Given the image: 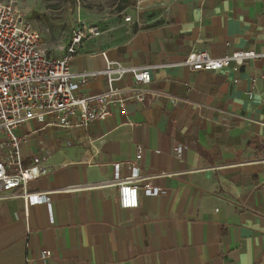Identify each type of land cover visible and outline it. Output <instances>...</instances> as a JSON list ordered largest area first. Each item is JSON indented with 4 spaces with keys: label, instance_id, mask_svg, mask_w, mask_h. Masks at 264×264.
<instances>
[{
    "label": "crops",
    "instance_id": "crops-1",
    "mask_svg": "<svg viewBox=\"0 0 264 264\" xmlns=\"http://www.w3.org/2000/svg\"><path fill=\"white\" fill-rule=\"evenodd\" d=\"M101 30L73 74L103 70V53L148 67L151 88L177 102L111 106L87 129L21 127L24 164L45 157L51 168L26 191L48 195L50 211L0 200V264H264V0H135ZM239 50L262 57L238 72L176 66L191 52ZM106 89L99 77L80 95ZM137 145V168L154 175L141 185L163 194L140 192L138 207L122 210L110 166L134 161Z\"/></svg>",
    "mask_w": 264,
    "mask_h": 264
},
{
    "label": "built area",
    "instance_id": "built-area-1",
    "mask_svg": "<svg viewBox=\"0 0 264 264\" xmlns=\"http://www.w3.org/2000/svg\"><path fill=\"white\" fill-rule=\"evenodd\" d=\"M124 21L130 19L125 17ZM101 33L98 25L72 30L68 42L60 48V57L54 59L43 48L34 25L14 5L0 1V200L21 198L28 207L44 204L50 211L48 195L26 191L30 182L51 170L45 164V157H35L28 165L24 164L20 149L26 143V135L19 134L18 130L26 123L38 122L44 127L69 131L87 129L106 119L111 106L124 111L129 103L142 104L153 97L166 99L171 106L176 104L173 97L151 88L148 67H124L107 60L103 53V70L73 74L70 65L78 51L87 40ZM260 57L262 55L253 51L239 50L221 58H211L200 51L191 52L176 66L194 71L216 72L230 68L238 72L246 62ZM99 77L106 80L105 91L80 95L90 80ZM124 77H129L132 83L121 88L113 86ZM141 156L142 147L137 145L134 161L110 166L109 183L117 189V204L122 210L136 209L140 192L145 197L163 194L148 183L141 185L154 176L141 175L135 164Z\"/></svg>",
    "mask_w": 264,
    "mask_h": 264
},
{
    "label": "rangeland",
    "instance_id": "rangeland-1",
    "mask_svg": "<svg viewBox=\"0 0 264 264\" xmlns=\"http://www.w3.org/2000/svg\"><path fill=\"white\" fill-rule=\"evenodd\" d=\"M14 5L38 30L43 48L59 58L72 30L103 26L115 15L114 0H0Z\"/></svg>",
    "mask_w": 264,
    "mask_h": 264
},
{
    "label": "trees",
    "instance_id": "trees-1",
    "mask_svg": "<svg viewBox=\"0 0 264 264\" xmlns=\"http://www.w3.org/2000/svg\"><path fill=\"white\" fill-rule=\"evenodd\" d=\"M74 0H64L65 3H70ZM135 6V0H114V9L116 14H120L127 9Z\"/></svg>",
    "mask_w": 264,
    "mask_h": 264
}]
</instances>
